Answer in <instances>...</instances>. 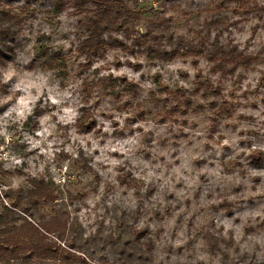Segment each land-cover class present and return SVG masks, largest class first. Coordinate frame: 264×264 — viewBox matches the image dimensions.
Segmentation results:
<instances>
[{
	"label": "rangeland",
	"instance_id": "obj_1",
	"mask_svg": "<svg viewBox=\"0 0 264 264\" xmlns=\"http://www.w3.org/2000/svg\"><path fill=\"white\" fill-rule=\"evenodd\" d=\"M123 1L129 36L87 56L73 3L0 0L13 32L0 64V190L52 182L88 264H264V0ZM148 29L157 46L205 37L252 61L160 60L134 41Z\"/></svg>",
	"mask_w": 264,
	"mask_h": 264
},
{
	"label": "trees",
	"instance_id": "obj_2",
	"mask_svg": "<svg viewBox=\"0 0 264 264\" xmlns=\"http://www.w3.org/2000/svg\"><path fill=\"white\" fill-rule=\"evenodd\" d=\"M66 1L73 3L77 7V13L81 14L78 25L84 33V38L79 51L87 56H94L103 50L108 44L107 38L114 39L112 35L123 33L129 36L134 12L123 0ZM136 1L166 3L169 0ZM57 4V8L62 10L63 1H58ZM3 15L5 12L0 10V64L7 61L10 54V40H13V32ZM210 24H207L206 34L209 33ZM196 33H201V30ZM151 36H156V34L153 30L148 29L145 34L135 36L134 41L136 45L143 47L149 56H154L160 60H170L179 54L198 56L205 52L206 59L217 65L218 70L228 69L225 66L230 64L231 67L228 71H233L238 66H247L252 61L250 56H244L236 51L234 46L223 47L217 42V39L210 44L205 37L199 38L196 43H184L181 37H176V45L166 48L152 44L148 40L151 39ZM168 36L171 37V34ZM58 57L56 52H51L50 56H44V59L50 67L54 65ZM202 87L205 89V93L208 91L216 93V88L210 84H204ZM81 111L78 118L79 122L86 119L83 115V109ZM93 125V122H89V126L81 125L79 127L83 131L89 132L94 127ZM73 165H76V160L73 161ZM78 168L83 174L92 172L91 168L85 165ZM66 199L52 182L43 177L30 178L27 180V187L15 191L1 189L0 261H5L8 264L10 261L33 258L41 261H63L68 264H88L89 258L84 251H81V242H77L74 237H69L71 218L65 205ZM3 200H7L10 205L7 206ZM40 207L45 208L46 213L39 222H35L31 217L33 218L34 213ZM14 210L24 212L25 216L22 217L17 214L16 217ZM133 231L136 235H141V231L136 229ZM146 245L149 247L150 242H147ZM104 261L107 263V259ZM113 264L129 263H126L125 258H123V261L117 259Z\"/></svg>",
	"mask_w": 264,
	"mask_h": 264
}]
</instances>
